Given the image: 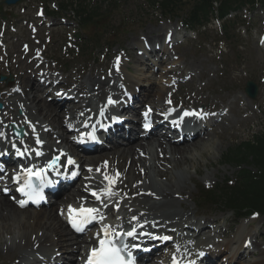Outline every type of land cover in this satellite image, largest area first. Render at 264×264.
<instances>
[{"label":"bare ground","instance_id":"bare-ground-1","mask_svg":"<svg viewBox=\"0 0 264 264\" xmlns=\"http://www.w3.org/2000/svg\"><path fill=\"white\" fill-rule=\"evenodd\" d=\"M163 30L167 32V29L164 26L160 27L158 31ZM152 34L153 31L147 32V36H151ZM155 37L158 39L157 36ZM185 70L187 75H189L188 82H190V80L192 81L193 77L199 81L205 72H208L200 62L198 63L195 60L188 61L185 64L184 69L179 71V74L183 73ZM176 71L170 69L165 73H159L158 77L166 80L171 75L175 74ZM31 79L32 78L28 76L27 80L22 82L24 88L27 89L22 91V97L25 101L22 100L20 96L17 97V100L24 102L25 105L28 103L33 104V107L31 105H29L28 108L24 106L25 111L23 117L15 119L12 114H9V118H13L12 122H15L18 126L28 123L24 122L25 118H28V120L32 118L34 121H36L37 117L39 118L41 116L45 121L50 118L52 123L48 122V126L49 124L54 125L53 130L49 128L50 134L45 135L51 138L52 135L55 134V129L62 132L59 134H64V132L68 131V122L64 120L65 115H69V120H71L72 123H76L78 119L86 120L90 117L91 113L85 112V110H87V108L90 107V104H92V99H89L86 104L76 105L74 108H71L66 112H62L63 110L58 108L51 109L46 103H44V100L41 98L42 95L37 93L31 85L28 86ZM91 81L92 77L89 76L88 82ZM135 83L138 82L133 83L132 80L122 81L124 87L130 88V90ZM108 84L109 81L106 83H99L97 87L91 89V92L94 93V100L97 103L100 102L102 97L109 95ZM27 86L34 91L35 95L33 92H29L28 94L29 88ZM80 86L83 88L86 86V83L80 84ZM182 86L183 85L178 83L175 89H180ZM175 89L171 90L168 87L164 89V87L158 86L157 89H149L147 93H134L133 95L138 98L142 97L140 98V101L143 104H147L154 108L155 113L160 110L159 108H166L164 103L167 101L174 103V95L180 92L179 90L174 91ZM36 94L39 96H36ZM34 97L36 100L39 99V101L34 102ZM185 97H187L188 102L192 100V104H199L201 102L205 103L207 107L206 110H202L203 113H208L217 107V105L211 106L206 98L195 100L188 94H185ZM236 101L237 97H234L232 103L228 106L229 113L233 115L234 125L238 124L242 125L243 128H247L248 121L243 119L241 110L235 107ZM35 112L38 114L37 116H33ZM243 112L245 111L243 110ZM223 120L224 122L222 125L217 126L219 132L212 133L211 128L210 132L205 130L202 133H196L188 141L183 140L180 141V143H175L171 139L165 137V135H160L156 139H145V141L134 144L129 150H125V148L122 149V145L118 142H112L111 144H113L114 148L102 151V154L99 156L91 157L88 161V165H92L96 168L100 167L102 162H104L105 164L102 165L100 170V176H107L111 180H114V183H110L109 179L107 182H109L110 187L118 193L117 194L113 191L115 193L114 198L119 202L114 204L110 210H114L117 206H120V210L124 209L127 211L125 218H123L124 221H132L133 219H135V221L142 220L149 225L147 226L144 224L145 227L151 228V224H153L155 225L153 230L157 233L162 232L163 235L170 233L172 228L182 230L184 225L190 222L194 223L195 221L198 224V220H202V224H198L200 228L194 233L195 235L187 238L188 242L183 246L184 250L187 247H190L188 250L189 253L194 250L195 246L203 245L204 241H212L211 237L220 233V230L216 232L217 230L215 229L220 228L221 222H225L224 218L206 215L201 216L204 219H200L201 217H197L192 209L182 207V203L187 196L189 199L192 198V191L190 188L192 177L189 170L193 168L198 175L199 172L197 171V168L200 165L199 159H202L207 154L211 156L217 153L219 156L223 149L222 147L226 148L231 141L240 138L237 133H228L226 128L232 127L230 119L224 116ZM36 122H38V120ZM254 122L257 127L261 125L260 121ZM215 124L213 126H215ZM62 129H64V132ZM60 137L65 144L67 142L66 136L64 137V135H61L57 139H60ZM126 137L127 136L124 133L122 138L125 139ZM27 140L28 144L31 145L32 140ZM114 160H116L115 164H113ZM204 160L205 166L213 167V163L209 157H206ZM219 163L220 161L217 160L216 165ZM218 173V169H215V172L207 174L205 179L207 181L212 178L214 179ZM159 180H162L165 183L158 182ZM88 182H90V184L92 182V188H95L98 191L107 190L106 186H104V182H100L97 179L91 178ZM82 184L83 183H81V185ZM75 191L76 192H71L57 201L55 205L58 207L65 202L66 204H70L74 200V197H71L72 194L80 193V189L76 188ZM137 192H141V196H138ZM75 197L81 196L76 195ZM81 204L84 205L86 203ZM185 210H190L191 215L183 213ZM120 212H122V210L116 211L118 214ZM14 219L16 221L13 222ZM11 221L13 222V225L10 226L9 222ZM254 221L255 218H252L245 221L244 225L252 224ZM206 223H209L212 228L204 226ZM108 224L112 229L116 228L117 230H120L121 227L130 226L128 222L121 224L117 222H108ZM3 234L16 237V241L19 240V244H16L15 241V249H17V252L20 255L18 259L21 260V264H28L29 257L34 258L35 253L40 254L41 250L47 248H57L59 249L57 252L63 254L70 253L72 250L73 261H75L77 257H79L81 250L84 248L83 245L91 241L90 238H83L81 240L72 239L70 240L71 242L67 243L69 233L65 224L55 215V211L52 209L43 213L21 212L15 208V205L13 206L11 203H7L4 199L0 198V241ZM221 235L224 236V233H221ZM236 239V241L231 239L230 241L219 243L218 249H216L217 252L222 253L223 257L226 258L227 261L233 262V264H264V250L258 244V236H249L244 230H241V234H239ZM248 239H251L252 243L247 256L255 257L252 262L245 261L247 256H243L244 251L242 250V245H244ZM232 245H236V247L232 248ZM73 247H75L74 251ZM35 249L37 251L34 253L33 250ZM26 250L29 251L26 252ZM167 257H171V255ZM210 257L213 258L215 255L211 253ZM64 258L67 260L66 257ZM162 258L157 257L159 260H162Z\"/></svg>","mask_w":264,"mask_h":264},{"label":"rangeland","instance_id":"rangeland-1","mask_svg":"<svg viewBox=\"0 0 264 264\" xmlns=\"http://www.w3.org/2000/svg\"><path fill=\"white\" fill-rule=\"evenodd\" d=\"M5 0H0V8H4L6 11H8V16H11V19H9V22L11 24H15V14H18L19 9L24 6V4H18L15 5L11 8L5 7L3 4ZM40 0H33L31 4H36ZM50 5V3L55 4L56 6L63 3L64 1L65 4L73 1H78V0H42ZM151 0H127L126 5L118 8L113 15L111 14L110 20L106 24V29L110 32H120V36L118 39H116L115 42H112L110 45V50L114 54H117L119 52V48H122L124 44L126 43L125 41H131V46H134V42L138 37H141V35L147 33V31H152L155 29H158L159 26H165L167 28L173 29L175 26L177 29H179V21L169 20L166 18L163 21H159V18L161 14H159L158 11L155 9H149L150 8V2ZM96 0H89V5L90 8H94L96 4ZM53 9V8H52ZM101 11H104L103 6L99 7ZM31 13L29 15L32 17L34 15V10L31 8L29 9ZM13 16H15L13 18ZM65 18L68 19V24H70V34L75 33L76 34V42L78 44V50H73V53L69 56H65L63 52H61V47L65 46V42L68 43V31H63L59 35V32H52V44L48 47L47 53L51 54L50 56L53 57L54 55L59 58L60 62L66 63L68 66H73V67H78L80 64H84L85 61L87 63H94L95 58L97 57L96 60L101 61L103 60L100 55V51H107L109 43H111L112 40H108L107 38L105 39V35L102 37H99L100 41L97 45L93 43L92 41L97 37V33L93 32H88V33H81L79 29H77V26L73 20L72 13L70 11L66 12L65 15H62ZM139 21L142 24V27L140 29L138 26H124L129 23H136V21ZM155 20H158L155 22ZM247 21L246 26L250 28V31L247 29L245 30H239V35L237 37V45L238 48L233 50L232 48L226 47V45L219 44L215 42V34H207L204 36L205 42L201 38H195L194 35H191L190 33L186 34L190 40L187 43L186 46H180V50L177 51V53L174 55V59L177 60V64L180 68H184L185 62L184 58L189 59V61H197L198 63H202V65L207 69L210 70V72L207 73L204 77L200 78V81H196L193 84H189L187 87L188 91L190 90L193 93L194 97H200V95L207 96L206 100L207 102L212 106L217 103L215 101H219L217 99V95H220L222 98L223 96H226V100L224 101L225 103L222 104V110L227 109V106L231 101L233 100V96L239 97L240 92L235 88V92H231L230 87L234 86V79L236 80L237 84L239 87L242 89L243 85L245 84V81L243 79L245 72H249L250 76L253 80L257 81L260 79L264 78V52L260 50L258 45L256 44L257 41V36L259 35V28L261 29L262 25H264V11L261 9L257 11L251 20H245ZM216 26H212L210 29L211 31H214ZM74 31V32H73ZM108 33V32H106ZM159 33V32H158ZM185 34V33H184ZM190 34V35H189ZM113 33H111V36ZM86 36L87 39H86ZM118 36V34H117ZM116 36V37H117ZM213 36V41L209 42V39ZM24 38V36L22 37ZM44 36L42 37V39ZM86 40V41H85ZM85 41V42H84ZM176 41H179L178 38H176ZM118 46H115V45ZM95 45V46H94ZM234 45L236 46V42H234ZM112 48V49H111ZM82 49V51H81ZM108 49V50H109ZM238 52V56H240V59L236 60V55ZM49 56V57H50ZM110 58V57H108ZM170 60H172L170 58ZM95 62V65L98 63ZM104 61V60H103ZM111 61V59L109 60ZM175 62V61H174ZM72 64V65H70ZM242 65L245 69H235V65ZM168 65V64H167ZM169 66V65H168ZM241 70V71H239ZM259 73V75H258ZM258 75V76H257ZM179 81L185 82L186 79L188 78L187 74H182L181 76L176 77ZM175 78V79H176ZM238 79V80H237ZM260 92H258V97L253 100L252 104H249L244 100H240V105L238 104L239 107L243 108H249L246 113L248 115H252V118L256 119L259 121L260 119H263V122L261 123L262 126L259 128L253 124L254 121H251L249 124L250 132L248 133L247 136H243L242 139L238 140L237 142H233L230 144L226 149L223 150V152L218 156L217 153L214 155L209 156L208 154L205 155L204 157H209L211 162L213 163V167L211 166H205L204 165V157L200 160V165L197 168V171L199 172L198 175H196L194 169H190L189 173L192 174L193 180H192V185L190 186L193 199L191 201V204L193 201H195L196 198V193H197V188L195 185L199 184L202 186H213L216 183H219L223 180H226L227 178L234 179L235 174L237 171H235L231 166H224L222 165V159L225 157L226 150L229 148H233L237 145H239L241 142L248 141L250 138L253 137H258L259 133L263 131L264 129V84L258 83ZM237 86V85H236ZM209 92L210 95H209ZM213 92L215 95H213ZM178 97V94H177ZM204 98V97H203ZM212 98L214 100L212 101V104L210 103ZM200 100V99H198ZM180 101V99H178ZM186 105L191 107L190 102H186ZM202 106V105H201ZM199 106V107H201ZM237 107V105H235ZM256 106H260L259 108ZM254 108V109H253ZM256 108V109H255ZM240 109V108H239ZM247 115L243 114V118L246 119ZM232 129L235 131L231 132H237L238 134H241L243 129L240 125L236 124L234 125V122H232ZM228 129V128H227ZM219 160L220 163L216 165V161ZM215 169H218L219 173L216 176L214 180L209 179V181H206V175L211 174L215 172ZM162 181V180H161ZM38 212L42 213L46 210ZM208 210L206 211L211 213L220 215L221 212L219 207L217 208H207ZM223 217L225 219H230L233 218L232 214L228 213L225 214ZM224 229H227L226 226H224ZM251 233L255 232L254 229L250 231ZM3 239H6V236L3 237ZM12 249L7 246V245H2L0 247V264L9 262L11 260V256L6 254L8 251H11Z\"/></svg>","mask_w":264,"mask_h":264},{"label":"trees","instance_id":"trees-1","mask_svg":"<svg viewBox=\"0 0 264 264\" xmlns=\"http://www.w3.org/2000/svg\"><path fill=\"white\" fill-rule=\"evenodd\" d=\"M167 1V0H165ZM254 0H189L188 2V20L191 24H197L200 20H206L208 15L213 14V5L219 3L218 11L219 18L225 16L232 5H241L242 3H252ZM183 5L182 0H168L165 4L164 10L170 15H177L178 10ZM94 18L93 14L88 17H81L84 23H89ZM245 150L240 154H231L234 162L240 159L253 160L256 165L264 167V139L257 142V146L246 145ZM231 157V158H232ZM242 191V190H241ZM230 202L240 207L251 210H259L264 212V182L252 185L247 191L242 194L235 195L230 198Z\"/></svg>","mask_w":264,"mask_h":264},{"label":"snow or ice","instance_id":"snow-or-ice-1","mask_svg":"<svg viewBox=\"0 0 264 264\" xmlns=\"http://www.w3.org/2000/svg\"><path fill=\"white\" fill-rule=\"evenodd\" d=\"M119 63V61H117ZM109 104L114 103V101L109 98L108 101ZM151 111V110H149ZM147 116V113H145ZM191 115H196L195 113L191 112H185L184 116H191ZM145 127H148L146 124ZM39 154V153H37ZM55 162L53 164H50L49 167H53ZM69 164H74V161L69 158L68 160ZM29 175H33L32 170L28 169L27 170ZM42 171V170H41ZM41 171H38L34 173L37 177H41ZM91 171V169H90ZM73 176L77 175V173L73 172ZM105 179H109L110 183H114V180H111L109 177H105ZM26 187L32 188V185L30 183L26 184ZM21 192H24V189H20ZM115 193H113L110 189L105 191L106 196H112ZM25 195H28L30 198L33 196H36L38 199H43L42 196L39 195L38 192H36L34 189L31 192H25ZM93 196H96L97 199L100 198L99 194L96 192L92 193ZM20 206L24 207L25 202L20 201ZM73 212H76L77 215L73 217L71 214ZM99 218V221H103L105 219L104 215L100 212V209L98 208H84L81 206L80 209H72L71 207L69 208V222L73 229H75L78 232H83L84 231V225L91 223L92 221H97ZM104 233L105 239H101L99 241L100 247L92 249L90 255L88 256L87 259V264H134V261L131 257V253L128 252V258L125 259L124 255L122 254L124 249H127L128 245H123V247L117 246L115 243L114 239H110L109 237L116 236L119 237L120 235H125V236H134L135 230L133 231L120 234L116 233L114 229H112L109 225H104L102 229ZM162 239L167 240L169 239L168 237H163ZM200 255H203V253H200ZM174 264H175V259H174ZM191 264H195V262H191Z\"/></svg>","mask_w":264,"mask_h":264}]
</instances>
